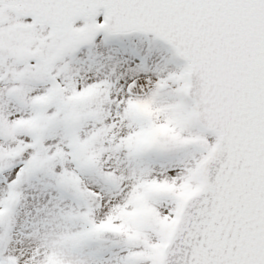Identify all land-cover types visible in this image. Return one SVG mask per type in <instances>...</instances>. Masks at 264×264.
<instances>
[{"label":"snow or ice","instance_id":"snow-or-ice-1","mask_svg":"<svg viewBox=\"0 0 264 264\" xmlns=\"http://www.w3.org/2000/svg\"><path fill=\"white\" fill-rule=\"evenodd\" d=\"M0 264H264V0H0Z\"/></svg>","mask_w":264,"mask_h":264}]
</instances>
